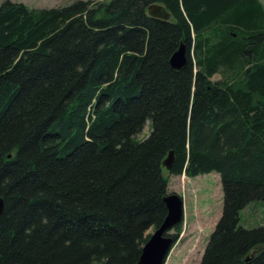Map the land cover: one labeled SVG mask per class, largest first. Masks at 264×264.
<instances>
[{
	"label": "trees",
	"instance_id": "16d2710c",
	"mask_svg": "<svg viewBox=\"0 0 264 264\" xmlns=\"http://www.w3.org/2000/svg\"><path fill=\"white\" fill-rule=\"evenodd\" d=\"M152 5L172 19L150 17ZM166 172L221 178L200 264H264V226H241L264 202L260 0L4 1L0 264H138L168 216Z\"/></svg>",
	"mask_w": 264,
	"mask_h": 264
},
{
	"label": "rangeland",
	"instance_id": "374dc122",
	"mask_svg": "<svg viewBox=\"0 0 264 264\" xmlns=\"http://www.w3.org/2000/svg\"><path fill=\"white\" fill-rule=\"evenodd\" d=\"M6 0H0V5ZM22 3L29 9L42 10L65 7L80 0H11ZM94 3L109 2L110 0H83ZM264 6V0H261ZM161 6H156L153 13L159 17L172 19ZM219 75L213 78L219 82ZM150 133L147 124L144 132L138 136L145 140ZM170 180V194L178 195L184 202V220L179 242L172 249L166 264H200L210 236L213 233L223 211V191L219 174L212 173L196 178H187L185 175L172 177L165 174ZM241 226L254 229L264 226V202L252 203L241 213ZM150 230L148 234H153ZM171 234L174 231L170 232Z\"/></svg>",
	"mask_w": 264,
	"mask_h": 264
},
{
	"label": "water",
	"instance_id": "95a60500",
	"mask_svg": "<svg viewBox=\"0 0 264 264\" xmlns=\"http://www.w3.org/2000/svg\"><path fill=\"white\" fill-rule=\"evenodd\" d=\"M156 6L160 5H152L149 8V16L162 20H169L167 18L159 17L156 13H153V9ZM187 55L188 49L185 45H182L171 58L172 67L176 70L186 67L188 64ZM173 163L174 153L171 152L168 158L164 161L163 166L167 171H170ZM165 202L168 208V216L163 224L155 230L153 234H151L147 243L143 247L142 255L138 264H166L167 259L170 256L174 242L172 238L169 237V234L184 220V202L178 195H169L165 199ZM3 211L4 202L0 199V216L3 214Z\"/></svg>",
	"mask_w": 264,
	"mask_h": 264
},
{
	"label": "clouds",
	"instance_id": "9594fccd",
	"mask_svg": "<svg viewBox=\"0 0 264 264\" xmlns=\"http://www.w3.org/2000/svg\"><path fill=\"white\" fill-rule=\"evenodd\" d=\"M146 123H147V124H151V121H147Z\"/></svg>",
	"mask_w": 264,
	"mask_h": 264
},
{
	"label": "crops",
	"instance_id": "0c3cea01",
	"mask_svg": "<svg viewBox=\"0 0 264 264\" xmlns=\"http://www.w3.org/2000/svg\"><path fill=\"white\" fill-rule=\"evenodd\" d=\"M260 2H262V1L260 0Z\"/></svg>",
	"mask_w": 264,
	"mask_h": 264
}]
</instances>
